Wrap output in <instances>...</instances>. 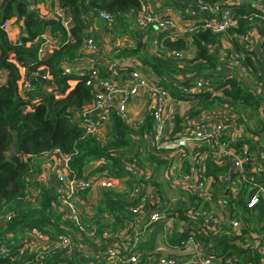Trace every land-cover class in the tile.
I'll use <instances>...</instances> for the list:
<instances>
[{"label": "trees", "instance_id": "16d2710c", "mask_svg": "<svg viewBox=\"0 0 264 264\" xmlns=\"http://www.w3.org/2000/svg\"><path fill=\"white\" fill-rule=\"evenodd\" d=\"M37 1L0 0V74H5L0 83V264H131L125 261L133 253L137 254L134 264H145L158 261L164 252L160 248L166 249L164 242L157 241L160 230L145 226L139 238L137 229L144 224L127 214L136 204L130 196L136 183L151 185L158 191L157 208L163 209L168 202L156 180L138 179L125 167L128 164L150 171L151 164L161 165L168 158L166 152L169 151L149 150L143 146L152 125V109L149 107L140 120L131 122L111 109L108 119L101 124L104 134L90 132L80 124L85 118L82 112L93 104L97 90L85 84V77L65 74L61 68L63 63L83 57V41L91 37L90 19H100L101 12L111 16L110 21L103 23L113 42L116 41L115 46H111L110 56H103L139 61L169 97L184 99V95L189 94L184 88L191 86L187 80L190 74L215 77L218 69L230 65L232 60H238L239 65L247 68L251 76L248 83L236 77L217 81L219 92L194 93L191 100L195 104H189L183 113L177 110L172 115L174 126L170 134L173 136L182 132L186 119L216 108L232 113L229 121L242 129L240 146H247L249 158L244 164L245 177L239 176V187L227 190L228 184L222 179L235 178L232 164L225 157V164L220 166L211 158L227 140V135L211 137L195 151V154L202 152L208 156L205 178L211 181L213 191L208 199L194 190L185 193L188 204L175 209L174 222L168 228L172 248L166 249L171 252L166 256L182 253L183 241L193 232L216 250V257H222L223 263L262 264L255 241H262L264 237V198L260 197L255 206L247 207L256 192L247 177L253 176V163L258 161L254 152H264L260 149L264 146V99L256 92L258 84L264 92V59L242 40L254 29L264 44V20L257 7L249 1L233 5L231 14L236 24L227 27L225 35L213 34L204 26L208 20H218L217 14L210 10L189 14L195 19L190 30L181 37L174 35V31H162L156 49L149 52V33L139 30L133 18L141 0H58L59 8L72 19L70 30L59 20L32 9L31 3ZM203 1L209 5L221 0ZM198 3L197 0H169L167 4L179 6L183 11H197ZM259 4L264 6V1ZM185 15L188 16L186 12ZM12 19L23 23L20 34L18 28L11 26L5 31L1 27V22ZM46 31L57 43L49 44L44 55L39 56L41 35ZM119 36L126 37L127 44L117 40ZM214 46L221 47L223 53L212 51ZM190 48L194 49L191 57L181 59L173 55L175 51ZM97 65L101 76L110 78L105 66ZM135 68L138 66H125L121 72L126 76ZM25 78L30 81L29 89H22ZM69 80L76 81L72 84ZM240 146H235L236 152L243 155ZM58 153L69 157L70 177L87 179L100 171L101 176L117 179L112 188H102L94 201L90 194L95 197L92 192L95 186L78 187L79 224L68 219L60 209L57 194L43 188L37 180L39 157ZM187 166L186 162L182 173H189ZM123 177L128 178L123 180ZM253 182L264 183V174L256 175ZM32 187L35 193L30 191ZM209 213L213 218H222L221 226L228 227L229 221L236 219L244 228L240 233L230 227L223 229L221 236L213 241L208 234H203L207 227L202 218ZM185 220L189 223L182 227ZM253 233L258 236L247 239ZM58 236L67 237L69 244L57 246ZM122 236L127 239L123 240Z\"/></svg>", "mask_w": 264, "mask_h": 264}, {"label": "built area", "instance_id": "2783aa9c", "mask_svg": "<svg viewBox=\"0 0 264 264\" xmlns=\"http://www.w3.org/2000/svg\"><path fill=\"white\" fill-rule=\"evenodd\" d=\"M56 3L52 14L49 18L59 20L62 26L66 30H70L72 25V19L70 15L66 14L58 6V0H52ZM181 2H186V0H180ZM199 3L195 6L197 11L194 9H188L183 11L181 7L174 5H166L162 12H157L152 9L149 4V0H141V6L139 10L134 14V21L139 30L147 31L151 38L150 47L153 44V49H156L159 41L158 37L162 31H174V35L181 37L185 31H188L193 26L195 19L189 17V14L202 13L206 10H210L212 13L218 15V20L212 19L204 23L205 28L209 29L213 34L225 35L227 27L235 25V20L232 17L233 5L252 2L259 12L263 15L264 20V6L259 3L264 0H221L214 1L212 4H207L206 1L197 0ZM40 2H32L30 7L32 9H40ZM40 12V11H39ZM185 12L188 16L185 15ZM43 15V14H42ZM108 13L101 12L100 19L102 21L108 22L111 20ZM18 23L19 34L23 31V23L18 22L15 19L5 20L1 22V27L8 31L12 26L13 28L17 26ZM42 42L38 49V55H44L46 48L49 44L57 43V39L51 37L46 33L41 35ZM244 43L250 46L259 58L264 59V44H261L262 37L254 29H251L246 35L242 37ZM152 42V44H151ZM82 53H85L83 63L78 61L81 58H76L73 62H65L62 64L61 68L65 74H75L77 77H85V84L93 89H96L95 101L93 104L85 107L82 115L85 117L80 126L86 128L90 132L100 131L101 124L108 119L109 112L111 109L115 110L122 118L126 119L128 122L133 120H140L142 113L150 107L152 109V125L150 131L146 134L145 142L147 143V148L149 150L153 149H163L168 156L167 160L163 164L158 165L157 175L155 178H151L152 171L142 170L139 167L133 165L124 164L126 169L133 176H138L144 180L157 181L161 185L160 178H165L167 184L172 188L178 190L182 195L181 201L176 202L174 200L168 201L167 206L162 208H157L156 203H159L158 191L153 186H143L138 183L135 184L136 188L130 194L131 199L136 200V204L132 205L129 209L131 215L137 217L144 226L139 225L137 229V236L140 238L145 226L151 225L150 230L153 229L156 222L160 221L163 224V230L167 235L168 228L172 226L174 218L172 215L176 212L179 207L188 204V200L184 198L185 193L188 190H194L201 196L209 198L212 194L213 188L211 186V181L205 178L206 172V162L208 156L206 154L197 153L196 150L200 148L201 144L211 137H219L222 133L227 135V140L222 142L220 148L211 157L212 160L223 166L225 164V157L231 162V172L235 173L234 179L223 178L222 181L228 184L229 187H239L240 182L239 176L242 174L245 177L246 170L244 169L245 162L248 161V156L246 155L247 146H240V136L242 134V129L240 130L229 121L230 112L216 108L213 111H207L199 116H195L191 119H186L185 126L181 131L176 132L173 136L170 134L173 128V114L175 111L184 112L188 108L189 104L193 105L195 102H189L187 99H191V95L199 91H216L219 92L216 82L222 81L225 78L236 77L242 82L248 83L250 75L246 67L239 65L238 60H232L230 65L225 66L222 70L218 69L215 77H208L207 75H195L190 74L187 76V80L191 83V86L184 88L187 95H184V99H178L169 97L167 93L162 89V87L149 77L150 72L143 69V66L137 60H132L128 58H120L119 60L107 59L103 56V51L99 44L91 36L83 41L81 47ZM212 51L216 54L223 53V49L218 46L212 47ZM194 49L183 51H175L173 55L176 58H184L193 56ZM241 56L243 53L240 54ZM235 57V56H234ZM103 64L105 66L106 72L110 74V78H103L101 72L98 69L97 64ZM137 65L138 68L133 69L130 74L125 76V73L121 72L125 66ZM120 66V68H117ZM223 72V73H222ZM169 78V77H168ZM185 78V77H183ZM73 80H69V83ZM76 81V80H74ZM1 83V78H0ZM176 84V81H173ZM31 88L29 79H24V86L22 89ZM257 94L264 99V92L262 86L258 84L256 87ZM113 97H116L113 100ZM143 97L147 98L144 105V109L139 117L131 120L130 119V106L129 103H135L136 100H140ZM177 100V102H186L183 106L184 110L177 107L178 105L167 107V102L171 100ZM154 100V102H153ZM150 102V103H149ZM80 113V112H79ZM232 117V116H231ZM235 146H240L243 150V155L236 152ZM260 149L264 150V146H260ZM258 155V161L253 163V176L247 177L256 188L255 194L249 199L247 207L251 208L259 202V198H264V183H254L256 180V175L264 174V152H254V156ZM52 158L51 162L56 165L57 174V185L54 190L57 194V204L65 215L72 222L80 223V212L79 202L77 198L78 187L83 186H96V183L102 186V188H112L117 179H108L100 171L96 174V178L90 180L94 175H90L87 179H79L69 176V157L63 153H58L55 155H42L41 158ZM99 162V161H98ZM189 173H182L183 167L186 165ZM102 163H106L102 161ZM161 168V170L159 169ZM139 171L143 173L139 175ZM159 171H161L159 173ZM102 178L100 181L99 179ZM128 177H123V180H127ZM37 180L41 182L38 178ZM261 181V180H260ZM162 187V186H161ZM32 192V191H31ZM36 191L32 192L35 193ZM225 200V198H223ZM153 204L154 207H150ZM152 206V205H151ZM133 213V214H132ZM222 218H213L212 215L205 214L202 218L203 224L207 227V231L203 234H208L211 240L218 239L221 236V231L232 228L234 231L240 233L244 228L242 224L236 220H230L229 226H221ZM189 222L185 220L182 223V227H186ZM181 224V223H180ZM156 229V228H154ZM159 230V229H158ZM198 233L189 232L188 236L183 241L184 251L182 253H177L173 257H168L166 255L171 254V252H163L162 258L158 261H149L145 264H227L222 262V257H216V250L212 247L209 248L208 244H205L201 239L197 238ZM168 236V235H167ZM258 235L250 234L249 238H256ZM57 239L60 241L56 243L59 247H64L69 244L67 237L58 236ZM123 240H126V236H122ZM137 240H135L136 242ZM133 242V243H135ZM240 243V241H236ZM63 245V246H62ZM246 245V244H245ZM255 245L259 246V251L261 253V261L264 264V237L262 241H255ZM70 247V246H68ZM172 248V247H171ZM164 251L163 248H160ZM72 248L67 250L69 253ZM83 250V247H81ZM22 253V251H21ZM184 254L186 256H184ZM137 254L133 253L127 257L125 262L134 264L136 263ZM184 256V257H183ZM119 258H117L118 260ZM116 258H112L111 261L114 262Z\"/></svg>", "mask_w": 264, "mask_h": 264}, {"label": "rangeland", "instance_id": "374dc122", "mask_svg": "<svg viewBox=\"0 0 264 264\" xmlns=\"http://www.w3.org/2000/svg\"><path fill=\"white\" fill-rule=\"evenodd\" d=\"M15 25L18 28L19 25H18L17 22L15 23ZM130 25L132 26L131 23H130ZM14 28H16V27H14ZM107 38H108V41L106 42L108 44L107 47L115 46L116 41H115V43L113 42V37H111V35H108ZM117 40H119V41L123 40L122 42L124 44H127V42L125 41L126 40V37H124V36H119L117 38ZM153 47H154V45L152 44L151 47H149V50L148 51L149 52L154 51ZM108 51L111 52L110 50H108ZM0 78H1V83H2L4 81L5 74L4 73H2V75L0 74ZM21 94H24V92H22ZM146 101H147V98L146 97H143L140 100H136L134 104H132V102L129 103V106H130L129 109L131 111H133V113H134L133 114L130 111V119L131 120H133V119H135V118H137V117L140 116L139 113H140L141 109H143ZM187 101L192 102L193 100L187 99ZM153 102H154V100H153ZM174 105H178L177 107L180 106L179 108H181L182 110H184L183 106L186 105V102L181 101V102L178 103L176 99L167 102V107L168 108L170 106H174ZM103 134H104V129L103 130L101 129L100 135H103ZM145 157H147V156H144V158ZM51 160H52V158H50V157H47L45 159L44 158L38 159V161L36 162V170L38 169L37 174H38V178L41 180V182H40L41 183V186L43 188L51 189L52 191L55 192L54 188L57 185V180H56L57 174H56V171H55L56 165H54L51 162ZM159 169L161 170V168H159ZM149 170L150 171L153 170V173L151 175V178L152 179L155 178L156 175H157L156 172L158 170L157 166H154V165L151 164L149 166ZM160 172L161 171H159V173ZM142 173H143L142 171H139V175L142 174ZM95 178H96V174H94L90 178V180H92V179L94 180ZM99 180L101 181L102 178H100ZM159 180L161 181L162 192L165 194L166 199H168V201L174 200L176 202H180L181 201V197H182L183 194H181L176 189H172L167 184V182H166L167 180L164 177L163 178H160L159 177ZM96 186H95L96 188L92 191L94 193V195H95L96 198L92 194H90V199L93 200V201L96 200V199H98V196H100V193L102 192L101 191L102 186L100 185V183L99 184L96 183ZM30 191L34 192L35 191V188L34 187L30 188ZM127 214L131 215V212L128 211ZM163 227H164L163 224H161L160 221H158V222L155 223L153 229L156 228V229H159L160 230L159 233H158V236H157V238H158L157 241L164 242L166 244V246H164V247L166 249L170 250L171 249L170 246H169L170 245V238L167 237L166 233L163 230ZM166 249H164V252H169Z\"/></svg>", "mask_w": 264, "mask_h": 264}, {"label": "crops", "instance_id": "0c3cea01", "mask_svg": "<svg viewBox=\"0 0 264 264\" xmlns=\"http://www.w3.org/2000/svg\"><path fill=\"white\" fill-rule=\"evenodd\" d=\"M169 0H149V4L151 5L152 9L158 11V12H162L165 8L166 5H168ZM40 13L43 14L46 17H49L52 14V11L56 5V3L52 0H41L40 2ZM134 18V17H133ZM99 19V18H91L90 19V28H89V32L90 35L95 39V41L99 44L100 48L103 51V54L106 57L110 56V52L108 50L111 51V47H107V41H108V35H110V33L108 32V30L106 29V26L104 25L103 21ZM47 34L49 35V31H46ZM151 40V38H150ZM149 40V41H150ZM148 41V45H150V42ZM152 44V42H151ZM109 53H108V52ZM81 55L83 57H81V59L78 61L79 63H83L84 61V55L85 53H81ZM70 83H74V80ZM116 97H113V100H115ZM144 109V107H143ZM143 109H141L140 113H142ZM131 111V110H130ZM131 113H133V111H131ZM134 114V113H133ZM101 131V130H100ZM143 146L146 149L147 148V143L145 142V139L143 141ZM95 189V187L93 188Z\"/></svg>", "mask_w": 264, "mask_h": 264}, {"label": "water", "instance_id": "95a60500", "mask_svg": "<svg viewBox=\"0 0 264 264\" xmlns=\"http://www.w3.org/2000/svg\"><path fill=\"white\" fill-rule=\"evenodd\" d=\"M230 114H232V113H230ZM233 116V115H232Z\"/></svg>", "mask_w": 264, "mask_h": 264}]
</instances>
